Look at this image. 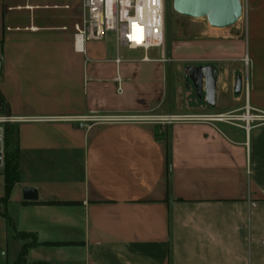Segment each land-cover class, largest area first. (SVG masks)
Returning <instances> with one entry per match:
<instances>
[{"label":"crops","instance_id":"0c3cea01","mask_svg":"<svg viewBox=\"0 0 264 264\" xmlns=\"http://www.w3.org/2000/svg\"><path fill=\"white\" fill-rule=\"evenodd\" d=\"M82 1L0 0V97L30 119L12 127L0 264L33 239L25 264H264V0H241L242 37L208 43L215 104L197 98L196 121L178 120L155 61L120 56L113 36L74 52Z\"/></svg>","mask_w":264,"mask_h":264},{"label":"built area","instance_id":"2783aa9c","mask_svg":"<svg viewBox=\"0 0 264 264\" xmlns=\"http://www.w3.org/2000/svg\"><path fill=\"white\" fill-rule=\"evenodd\" d=\"M165 0H83L80 21L74 25L73 50L84 54L88 42H98L113 36L116 44L127 51L143 53L142 62H149L152 51H162L164 47ZM243 15V14H242ZM123 61L115 59L116 66ZM117 93H121L119 75L115 78ZM169 117L164 120H172ZM219 119V118H218ZM30 119L11 114L0 106V173H4L8 159V131ZM177 120V119H176ZM178 120H194L183 117ZM86 119H76L73 123L83 127Z\"/></svg>","mask_w":264,"mask_h":264},{"label":"rangeland","instance_id":"374dc122","mask_svg":"<svg viewBox=\"0 0 264 264\" xmlns=\"http://www.w3.org/2000/svg\"><path fill=\"white\" fill-rule=\"evenodd\" d=\"M77 4L81 0H76ZM244 33V20H240L231 28L212 29L205 18L192 19L179 15L173 9V0H165L164 10V47L163 50L155 51L148 55L159 67V73H152L153 82H161L169 96V106L173 112H180L181 118L186 116L196 117L198 106L204 104L197 99L193 85L189 79V68L205 64L215 63L212 60L210 46L208 43L214 40H235L242 37ZM199 43L202 48L199 49ZM110 52H114L109 44ZM114 54V53H113ZM120 56L130 60H141L143 53L137 51H126L122 49ZM241 65V67H239ZM237 66L240 76L246 75L245 59ZM163 70V72H162ZM151 74V73H150ZM161 77V79H160ZM156 80L158 82H156ZM155 89V87L153 88ZM171 111V109H170ZM15 143V142H14Z\"/></svg>","mask_w":264,"mask_h":264},{"label":"water","instance_id":"95a60500","mask_svg":"<svg viewBox=\"0 0 264 264\" xmlns=\"http://www.w3.org/2000/svg\"><path fill=\"white\" fill-rule=\"evenodd\" d=\"M173 9L181 16L200 19L205 18L212 29L231 28L240 21L243 14L241 0H173ZM216 65L190 67L189 75L195 94L199 100H204L207 108L215 104ZM1 75V63H0ZM241 89V78L235 82V92ZM37 192L34 189L23 190V200L36 201Z\"/></svg>","mask_w":264,"mask_h":264},{"label":"trees","instance_id":"16d2710c","mask_svg":"<svg viewBox=\"0 0 264 264\" xmlns=\"http://www.w3.org/2000/svg\"><path fill=\"white\" fill-rule=\"evenodd\" d=\"M0 106L2 107L5 106V103L1 97H0ZM7 140H8L7 142H8L9 150H8V155H7L8 156L7 166L4 171V176H3L4 177V197L0 199V202L7 201L9 193L12 190V187L14 186L16 182H18V179H19L18 149H17V144L14 143L15 138H14V132L12 128L8 131ZM9 223L10 225H12V222L10 220H9ZM15 238L24 240V239L29 238V235L18 233L15 235ZM35 245H36V242L34 239L31 241V243L24 244L21 247L18 257L14 264H25L27 249ZM37 264H44V263H37Z\"/></svg>","mask_w":264,"mask_h":264},{"label":"bare ground","instance_id":"6f19581e","mask_svg":"<svg viewBox=\"0 0 264 264\" xmlns=\"http://www.w3.org/2000/svg\"><path fill=\"white\" fill-rule=\"evenodd\" d=\"M246 117H247V118H250L249 116H246ZM190 118H191V117H190ZM247 118H246V119H247ZM214 119H217V120H224L223 117H219V119H218V118H214Z\"/></svg>","mask_w":264,"mask_h":264},{"label":"flooded vegetation","instance_id":"af4514ba","mask_svg":"<svg viewBox=\"0 0 264 264\" xmlns=\"http://www.w3.org/2000/svg\"><path fill=\"white\" fill-rule=\"evenodd\" d=\"M201 65H199V66H194V67H200ZM204 66H206V65H203V67ZM189 79H190V77H189ZM190 81H191V79H190ZM191 83H192V81H191ZM193 85V84H192ZM193 89H194V87H193ZM194 92H195V90H194Z\"/></svg>","mask_w":264,"mask_h":264}]
</instances>
